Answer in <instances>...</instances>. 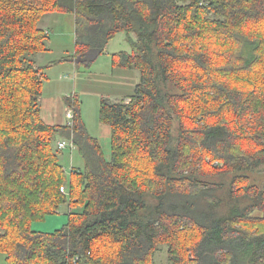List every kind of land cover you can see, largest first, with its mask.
Wrapping results in <instances>:
<instances>
[{
	"label": "trees",
	"instance_id": "trees-1",
	"mask_svg": "<svg viewBox=\"0 0 264 264\" xmlns=\"http://www.w3.org/2000/svg\"><path fill=\"white\" fill-rule=\"evenodd\" d=\"M51 13L75 17V52L58 63L90 67L129 37L132 52L112 64L138 71L135 93L101 99L110 161L79 98H65L72 125L42 118L44 68L32 56L48 51L40 22ZM60 141L84 169L67 175ZM254 173H264V0H0L6 264H153L159 246L172 264H264ZM63 206L67 225L33 230Z\"/></svg>",
	"mask_w": 264,
	"mask_h": 264
},
{
	"label": "rangeland",
	"instance_id": "rangeland-1",
	"mask_svg": "<svg viewBox=\"0 0 264 264\" xmlns=\"http://www.w3.org/2000/svg\"><path fill=\"white\" fill-rule=\"evenodd\" d=\"M53 16L49 15V17H45L41 23L43 24L44 21H46V30L50 31V42L48 43L49 46L53 49L52 55H46L45 59L50 60V59H55L56 57H60L61 59V48L63 47V51H67L66 57L73 55L75 52V17L73 15L69 14H60L57 18L59 19V22H55L54 19H52ZM131 39H135V36L133 34L130 35ZM51 43V45H50ZM121 51L131 53L132 52V47L129 42V37L127 33L122 32L117 34L108 44L107 46V52L108 54L112 55L114 53H120ZM66 53V52H65ZM101 57L102 60H107L108 57ZM246 57L251 56V50L247 49L245 53ZM33 58L35 57L32 56ZM36 58V57H35ZM103 61V62H104ZM92 66V65H91ZM90 66V67H91ZM90 67H85L80 66V71L85 73L87 72ZM56 72L55 74L47 73V78H44L45 81V87L43 90V96L45 100H43L44 106H42V118L43 114H47L48 112L51 111V103L50 98L52 95L55 93L59 92L57 89L58 85H61L60 88H62V95H68L72 94V88H73V81L75 74L66 69H54ZM58 71V72H57ZM62 76L63 79L62 81L58 79V77ZM58 81L62 84H58ZM61 91V90H60ZM69 97V96H68ZM49 98V99H48ZM67 98V97H66ZM65 99V98H64ZM80 109H81V114L83 121L86 124V127L90 133L91 136L101 140L102 142V149L105 158L111 156V150L112 147H110V141L106 144V140L104 138V135L108 134L105 133L106 130H109L110 128L108 126H105L101 123L100 120V110H101V102L98 98L94 97H89V96H80ZM45 107V109H44ZM67 106L65 105V108ZM68 108V107H67ZM51 114V113H50ZM59 121L62 120V118L58 119ZM65 124L71 123L70 120L67 118L65 119ZM61 142V141H60ZM111 148V149H110ZM64 164L66 168V173L67 175L70 176L72 173V168H80L84 169V163L83 160L79 154V152L76 150V148H72L70 145L64 150ZM253 184H257L261 186L264 184V173L258 174L254 173L253 175ZM226 182V179L222 180ZM65 218V220L69 221L68 217V207L63 206L60 211L54 215V216H48L45 221L43 222H35L33 224V229L34 230H42L46 231L44 233H53L55 232V227L52 225V220H55L57 218ZM67 225V224H66ZM64 226L61 227V229ZM0 264H6V255L0 253ZM153 264H172L169 258V253H168V247L167 246H159L158 251L156 252L153 260Z\"/></svg>",
	"mask_w": 264,
	"mask_h": 264
},
{
	"label": "crops",
	"instance_id": "crops-1",
	"mask_svg": "<svg viewBox=\"0 0 264 264\" xmlns=\"http://www.w3.org/2000/svg\"><path fill=\"white\" fill-rule=\"evenodd\" d=\"M49 15L53 16L52 19H54L55 22H59V19L57 17L60 15V13H51L46 16L49 17ZM44 24L46 25V21H44L43 24L40 22V28H42L50 36V33H49L50 31L46 30V27ZM48 25L49 24H47L46 26ZM47 47H48L47 52L36 54L35 55L36 58L35 57L33 58L38 67L44 68V70L41 73L43 78L45 77L47 78V73L55 74L56 72H53L55 71L54 69H59V70L68 69L75 74L74 81H73L74 85L72 88V92H73L72 94L62 95L61 93L62 88H60L61 85H58L57 89L59 92L55 93L50 98V100H52L50 101L51 106H52L51 111L45 115L43 114V120L47 124L54 125V126L55 125H60V126L66 125L65 124L66 114L68 110H70V108H67V107L65 108L66 104H65L64 98L68 96L77 97V98H80V96H89V97L98 98L100 102H101V99L103 98H107L112 102H121L124 100L125 102H128L130 100V97L134 95L136 86L140 81V74L138 73V71H135V70L114 67L112 64V58H113V55L118 54V53H114L110 55L108 54L107 48H106L105 53L101 57H104L105 55H107L106 57H108V59L104 61L101 59V57H99L90 67V69H88L87 72L83 73L80 71V66H77L76 63H72V62L58 63L59 61L65 59L67 56V55H64V54H67V51H63L64 50L63 47L60 50L62 54L61 59L60 57L58 58L56 57L55 59H50V60L45 59L46 55L53 54L52 53L53 49L51 48V46L47 44ZM120 53H127V52L121 51ZM58 79L62 81L63 77L60 76L58 77ZM58 84H62V83L58 81ZM45 85L46 84L44 81V87ZM43 100L45 99L41 98L40 100L41 112H42V106H44ZM59 118L60 119L62 118V120L59 121L58 120ZM107 132L108 134L104 135V138L106 140V144L110 141V147H112L111 146V129L105 131V133ZM99 142L102 146L101 140ZM106 159L110 161L111 156L109 155V157H106ZM68 212H69V209H68ZM66 224H67V221L63 217L52 220V225L55 227L54 229L55 231L60 230L61 227L65 226ZM34 231L42 232V233L46 232L42 230H34Z\"/></svg>",
	"mask_w": 264,
	"mask_h": 264
},
{
	"label": "built area",
	"instance_id": "built-area-1",
	"mask_svg": "<svg viewBox=\"0 0 264 264\" xmlns=\"http://www.w3.org/2000/svg\"><path fill=\"white\" fill-rule=\"evenodd\" d=\"M66 118L71 121V123L69 122L68 125H72V120H73V111H72V109L68 110V112L66 114ZM68 145H70L72 148H74L72 144L67 143V142H61L60 143V148L65 150L68 147ZM62 191L64 192L65 189H62Z\"/></svg>",
	"mask_w": 264,
	"mask_h": 264
}]
</instances>
